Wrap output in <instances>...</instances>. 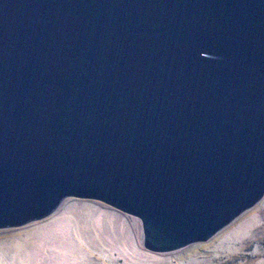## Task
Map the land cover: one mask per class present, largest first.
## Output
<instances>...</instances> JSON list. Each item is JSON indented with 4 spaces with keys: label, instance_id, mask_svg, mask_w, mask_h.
<instances>
[{
    "label": "water",
    "instance_id": "1",
    "mask_svg": "<svg viewBox=\"0 0 264 264\" xmlns=\"http://www.w3.org/2000/svg\"><path fill=\"white\" fill-rule=\"evenodd\" d=\"M68 199L154 254L264 199V0H0V231Z\"/></svg>",
    "mask_w": 264,
    "mask_h": 264
},
{
    "label": "rangeland",
    "instance_id": "2",
    "mask_svg": "<svg viewBox=\"0 0 264 264\" xmlns=\"http://www.w3.org/2000/svg\"><path fill=\"white\" fill-rule=\"evenodd\" d=\"M0 264H264V199L210 241L170 254L143 248L139 220L68 199L41 222L0 231Z\"/></svg>",
    "mask_w": 264,
    "mask_h": 264
}]
</instances>
